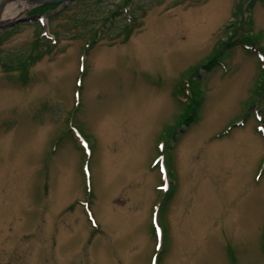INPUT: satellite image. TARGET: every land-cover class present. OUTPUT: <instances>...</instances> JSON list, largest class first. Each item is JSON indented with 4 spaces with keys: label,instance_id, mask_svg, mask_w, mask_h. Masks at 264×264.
Listing matches in <instances>:
<instances>
[{
    "label": "rangeland",
    "instance_id": "obj_1",
    "mask_svg": "<svg viewBox=\"0 0 264 264\" xmlns=\"http://www.w3.org/2000/svg\"><path fill=\"white\" fill-rule=\"evenodd\" d=\"M19 19L0 31V264H264V0Z\"/></svg>",
    "mask_w": 264,
    "mask_h": 264
},
{
    "label": "water",
    "instance_id": "obj_2",
    "mask_svg": "<svg viewBox=\"0 0 264 264\" xmlns=\"http://www.w3.org/2000/svg\"><path fill=\"white\" fill-rule=\"evenodd\" d=\"M20 1H23V2H27L29 4H45V5H50V6H60L61 8L69 5L70 3H72L74 0H2L0 2V31L4 30V29H7V28H10V27H15L17 24L19 23H22V22H25V20H21V19H18V20H11V21H8V22H2V16H3V13L5 11V9L12 3H15V2H20Z\"/></svg>",
    "mask_w": 264,
    "mask_h": 264
},
{
    "label": "bare ground",
    "instance_id": "obj_3",
    "mask_svg": "<svg viewBox=\"0 0 264 264\" xmlns=\"http://www.w3.org/2000/svg\"><path fill=\"white\" fill-rule=\"evenodd\" d=\"M1 1L2 0H0V2ZM222 5H223V7L227 6V4L225 2H223ZM29 7H30V4L27 2H23V1L12 3L5 9L1 21L2 22H8V21H11L14 19H19L29 9ZM253 147L255 150L258 149L257 145L253 144ZM193 232H194V230L193 231L191 230L189 232V235L193 234ZM191 241L193 242L194 238L191 237L190 243H191Z\"/></svg>",
    "mask_w": 264,
    "mask_h": 264
}]
</instances>
